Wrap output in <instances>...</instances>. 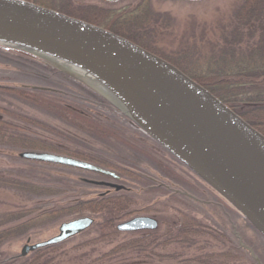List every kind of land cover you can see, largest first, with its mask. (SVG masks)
<instances>
[{"label": "trees", "instance_id": "1", "mask_svg": "<svg viewBox=\"0 0 264 264\" xmlns=\"http://www.w3.org/2000/svg\"><path fill=\"white\" fill-rule=\"evenodd\" d=\"M35 4L88 22L79 16L70 1L62 0L59 4L51 6ZM119 16L120 22L126 25L129 32L134 33L137 39L147 40L146 42H135L137 41L135 40V45L176 67L264 135V0L243 1L226 35L227 43L224 45L226 49L219 57L210 59L212 62L207 66L210 74L200 76L191 75L180 64L165 58L151 48L154 32L158 30L155 27L157 21L153 20L155 15L136 11ZM114 34L117 33L114 32ZM118 35L132 42L130 35ZM1 53L29 61L34 66H39L41 71L31 72L33 82L31 81L30 85L32 87L0 88V92H5L31 106H46L60 122L75 130L107 136V128L95 121L94 113L102 111L107 112L108 116L109 113L116 116L118 111L82 78L47 65H41L40 61L33 56L19 51L0 47ZM0 113L7 115V117L0 115V148L14 150L17 153L15 158L21 152L56 154L111 170L123 179L142 181V178L135 172L112 165L88 151L72 149L59 142L57 139L61 137L64 130L58 125H49L18 115L17 120L25 123H21L20 126L14 123L12 119L14 115L5 108H0ZM119 117L125 119L122 115ZM67 135L70 136V134ZM145 138L149 139L146 136ZM151 143L174 164L182 166L157 144L152 141ZM155 161L157 169L165 179L169 181L183 179L172 163H167L163 159ZM195 179L198 180L196 177ZM4 188L41 197L53 195L46 189H40L38 186L28 184L25 180L19 181L13 177H0V189ZM58 201L56 205L46 208L43 213H40V210H15L0 214V264H69L72 261L74 264H107V261L117 255L138 250L144 251L156 246L167 247L172 244L177 245L181 251L172 258L180 259L188 256V253L190 256L193 253L191 257L183 259V262L244 264L248 261L252 263L245 253L236 249L226 235L222 233L215 235L216 232L209 226L189 214H178L174 227L166 225L154 233L141 234L128 241H121L119 239L121 234L116 232L115 227L127 219L135 204L133 198L118 195L109 199L106 196L81 200L76 198L75 191H73ZM83 216H90L95 220L94 225L85 232L96 231V235L89 240L67 247L68 243L73 240L71 239L57 246L37 250L22 259H7L5 252H2V247L8 242L26 238L39 219L41 221L45 218V223H56ZM108 245L114 248L109 251L105 250L104 248L107 249ZM166 258L169 257L166 256Z\"/></svg>", "mask_w": 264, "mask_h": 264}, {"label": "water", "instance_id": "2", "mask_svg": "<svg viewBox=\"0 0 264 264\" xmlns=\"http://www.w3.org/2000/svg\"><path fill=\"white\" fill-rule=\"evenodd\" d=\"M0 47L49 61L84 79L264 239V135L205 88L125 38L24 0H0ZM18 157L116 179L113 173L60 155L21 152ZM94 223L88 217L61 223L45 241L31 244L27 239L17 258L64 243ZM156 229V221L145 217L117 227L120 232ZM241 247L261 264L251 249Z\"/></svg>", "mask_w": 264, "mask_h": 264}, {"label": "rangeland", "instance_id": "3", "mask_svg": "<svg viewBox=\"0 0 264 264\" xmlns=\"http://www.w3.org/2000/svg\"><path fill=\"white\" fill-rule=\"evenodd\" d=\"M67 1L73 2L74 0ZM243 1L200 0L190 2L183 0H151V7L155 15L153 20L157 21L155 27L158 30L154 32L153 43H148L152 49L165 58L177 62L190 72L191 75H208V73L210 74V70L207 69V66L212 62L210 59L219 57L222 51L226 49L224 47L227 43L225 39L226 35L230 31L235 13L241 8ZM60 2L61 0L56 1L58 4ZM125 2L127 4H135L138 0H125ZM36 60L40 61L39 64L41 65H47L74 76L73 73L54 63L40 58H36ZM37 70L41 71V68L34 66L29 61L1 53L0 88L32 87L30 85L32 81L31 77L33 76L31 72H38ZM88 82L92 87L95 86L90 81ZM0 108H5L8 112L12 113L14 115V118H12L14 119V123L20 126L21 123H25L17 120L16 116L18 115L49 125H58L64 130L61 133V137L57 139L59 142L64 143L72 149H82L93 153L112 165L134 170L144 177L163 182L165 177L157 169L155 161L163 159L167 163H172L179 173L184 174L187 179L190 178L186 173L185 167L174 164L168 157L161 154L149 142L150 140H146L144 134L137 131L126 120L120 118L119 113L116 116L110 113L108 116L107 112L102 111L94 113L96 117L95 121L107 128V136H104L94 133H83L68 125L66 126L46 106L25 104L5 92H0ZM0 115L3 114L0 113ZM3 116L7 117V115ZM67 134H70V136ZM16 154L14 150L9 148H0V177H13L19 181L25 180L28 184L38 186L40 189H46L53 195L41 197L15 189H0V214L15 210H40V213H43L46 208L56 205V202L66 197L68 193L80 190L79 179H99L68 167L30 162L18 157L15 158ZM154 193H141L140 196H136L138 201L136 207L138 209L153 208L159 212L161 207H168L172 204L176 209L188 213L199 221L215 225L211 219L210 211L196 202L179 199L180 203H175L169 201L167 197H164L160 193ZM144 213H146L145 210L143 213H137L136 215L143 216L145 215ZM147 214L149 216H157L158 214L157 217H160L159 219L163 225L170 223V221L175 222L178 219L172 213L171 216L165 214L163 217H161L160 213ZM39 220L36 221L35 228L30 231L26 238L8 242L2 247V252H5L7 259H22L17 258V256L21 248L26 244L27 239H30L31 244L45 241L56 235L57 228L61 223L68 222L45 223V218H42L41 221ZM238 221V225L242 226L245 231V239L251 243V246L255 250V256L259 254L260 258L264 261L263 238L249 230L247 231V227L242 225L241 219ZM95 235L96 231L90 230L89 233L82 234L71 240L67 247L89 240ZM136 236L123 234L119 239L121 241H128ZM112 248L114 246L108 245L107 249L106 247L104 249L109 251ZM176 253L178 255L181 251L175 244L168 245L167 247L156 246L144 251L138 250L137 252L117 255L112 260L107 261V264H196L190 261L183 262V259L191 257L193 253H191V256L188 253V256L180 259L172 258ZM166 256L169 258H166ZM69 264H74V262L72 261ZM244 264L250 263L245 261Z\"/></svg>", "mask_w": 264, "mask_h": 264}, {"label": "flooded vegetation", "instance_id": "4", "mask_svg": "<svg viewBox=\"0 0 264 264\" xmlns=\"http://www.w3.org/2000/svg\"><path fill=\"white\" fill-rule=\"evenodd\" d=\"M25 1L32 2L34 4L35 3L47 4L50 6L58 4L56 3V1L58 0H25ZM73 2L72 4L79 13V16L87 20L88 21L87 23L93 24L105 30L108 29V31H110L113 34L115 32L117 33L115 34L117 36H119L118 34H125L127 36L130 35L129 37L132 38L131 41L133 43L135 40H137L135 42L147 41L144 40L143 38L137 39L134 36V33L129 32V28L120 22L119 15L136 12V11H142L145 13L147 12L148 14L149 13L153 14L154 11L152 10L150 3L151 0H138V2L135 4H127L125 0H74ZM136 130L139 131L138 129ZM146 140L148 141L150 140L149 141L150 143L152 141L151 139H146ZM98 168L113 173L116 179L112 177L92 173L89 171H83V170L71 168L99 178V179H83V178L79 179L80 181L79 187L81 189L75 190V195L76 198H79L81 200L83 199L91 200L92 198H96V197L103 198L106 196L107 199H109L112 198L113 196H118V195L121 196L123 195V197L127 196L133 198L135 204L133 205L132 210L130 211L127 219L116 225L115 230L117 233H120L121 235L123 234L141 235V234L154 233L158 231L160 227H164L166 225L169 226L171 225L174 227L175 225L174 221H172V223L170 221V223L163 225V223L159 219L160 217H157L158 214L157 216H149V214H147V213H160L161 217H163L165 214L171 216L172 213L174 216H177L178 214L181 215L180 213H185L179 209H176L175 206H173L172 204H170L168 207H161L159 212L155 211L153 208L138 209L136 207V205L138 204L136 196H140L141 193L142 194L151 193V192L152 193L155 192L156 194L160 193L164 197H167L169 201L175 203H180L179 199H187L194 203L196 202L197 204L203 206L204 208H207L210 211L211 219L213 220L215 225H209L202 221L201 222L209 226L213 231H215L216 232L215 235H218L219 233L226 235L230 239L231 243L236 247V249L241 250L243 253L246 254V256H248L252 264H257L251 258L250 253L246 249L241 247V243H242L244 244L245 247L251 249L254 255H256L253 246H251V243H249L245 239V231L243 230L242 226L238 225L239 223L238 220L239 219L242 220L243 223L242 225L244 227H247L246 228L247 231L249 230L250 232H253L259 237H261L260 234L233 207H231L223 198H221L218 194H216L210 187H208L201 180L199 179L196 180L195 177H193L192 174L186 168H185L186 173L190 177L189 179H187L184 174L179 173L180 176L183 178V179L181 178L182 180L169 181L167 179H163L164 180L163 182L155 181L151 178L144 177L142 174H139L138 172L128 168L125 169L137 173L142 178V181L136 182V181L123 179L121 176H119L118 174H116L111 170L104 169L102 167H98ZM95 183H102V184H106L107 186H100V185H96ZM144 210L146 212L144 213L145 215L143 216L136 215L137 213H143ZM152 210L155 212H153ZM84 217L90 218V216H83L82 218ZM141 217L155 220L157 223V229L154 231L144 230V231H136V232H120L117 230V227L120 224ZM256 257L259 259L261 264H264V261L260 258L259 254Z\"/></svg>", "mask_w": 264, "mask_h": 264}]
</instances>
